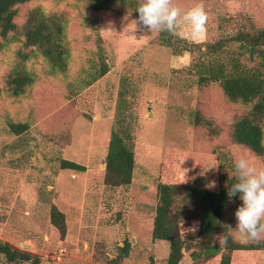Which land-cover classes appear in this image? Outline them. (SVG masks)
Listing matches in <instances>:
<instances>
[{"label":"rangeland","instance_id":"rangeland-1","mask_svg":"<svg viewBox=\"0 0 264 264\" xmlns=\"http://www.w3.org/2000/svg\"><path fill=\"white\" fill-rule=\"evenodd\" d=\"M13 8L16 29L0 40V242L36 254L39 264H164L168 242L151 239L156 183L215 186L223 174L248 188L222 211L231 239L264 240V155L231 138L250 105L227 100L216 82L198 85L190 67L201 44L224 30L264 27V0H28ZM32 11L60 21L63 70L38 46H23ZM166 24L194 44L191 51L173 54L157 43ZM97 36L107 71L90 81ZM22 72L32 81L11 95L9 79ZM121 84L134 167L127 186L111 187L103 158ZM8 121L27 130L14 135ZM60 158L85 169H59ZM52 204L64 216L63 238L49 222ZM189 205L177 199L172 210L179 234L198 249L186 235L198 226ZM254 221L260 226L248 231ZM213 242L221 245L222 236ZM186 248L178 264H193ZM252 264H264V250Z\"/></svg>","mask_w":264,"mask_h":264},{"label":"trees","instance_id":"trees-1","mask_svg":"<svg viewBox=\"0 0 264 264\" xmlns=\"http://www.w3.org/2000/svg\"><path fill=\"white\" fill-rule=\"evenodd\" d=\"M25 1L28 0H0V40H8L10 32L16 29V24L13 22L15 16L13 6ZM61 33L60 21L53 17H38V13L32 11L27 15L22 27V44L38 46L51 67L63 70L64 53L59 45ZM156 39L160 45L169 47L173 54H178L182 50L191 51L189 45H194L173 36L171 24L163 26ZM96 43L97 58L89 75L90 81L107 71V64L101 56L99 36L96 37ZM201 47L202 49H198L200 55L190 66L196 76V83L203 85L216 82L227 100L250 105L246 113L233 123L231 138L233 142L245 146L255 155L263 156L264 27L238 25L224 30L217 38L204 41ZM247 63L251 64L248 66ZM30 81L32 80L28 73L14 74L9 79L10 94L20 95L23 87ZM124 94L125 89L121 84L117 91L114 122L103 158V183L111 187L127 186L134 167L132 134L126 120L129 116L125 114L128 107ZM6 125L14 135L27 130L26 122L8 121ZM233 167L234 164L227 168ZM58 168L75 171L85 169L84 165L65 158L58 160ZM237 178L223 174L218 176L216 179L218 185L215 186L210 185L211 180L205 186L202 183L198 185L156 183L151 239L168 242L164 264H178L182 256L181 248L186 247V250H190L189 255L193 264H252L256 252L264 250V240H253L248 244L233 241L228 233V223L223 220L222 211L229 200L236 198L239 200L246 195L248 188L239 184ZM209 179L210 177L207 180ZM220 179L223 181L221 184H219ZM177 199L195 208L198 226L196 230L186 235L188 238L191 237L190 239L196 238L194 244L198 249H190V240H184L179 234L178 214L172 210V205ZM49 222L51 227L58 231L59 238H63L64 216L53 204L49 208ZM259 226L260 222L254 221L247 226V230L255 231ZM214 234L222 236L221 245L213 242ZM127 246L128 243L124 242L122 246L117 247L121 258L126 257ZM0 258L7 263L39 264L36 254L15 248L6 242H0ZM112 263L117 264L114 261Z\"/></svg>","mask_w":264,"mask_h":264}]
</instances>
